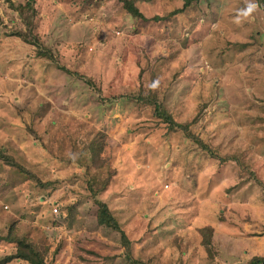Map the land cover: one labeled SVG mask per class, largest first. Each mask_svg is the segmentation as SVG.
Wrapping results in <instances>:
<instances>
[{"label":"rangeland","instance_id":"374dc122","mask_svg":"<svg viewBox=\"0 0 264 264\" xmlns=\"http://www.w3.org/2000/svg\"><path fill=\"white\" fill-rule=\"evenodd\" d=\"M138 7L146 19L122 0H36L34 35L50 59L4 35L23 24L0 0V150L31 175L23 181L0 158V232L13 225L30 236L48 250L47 264H130L121 234L99 226L84 172L44 146L67 124L82 141L105 136L97 168L110 179L99 198L135 260L246 264L264 256V7L259 0H198L177 14L182 0ZM144 96L241 163L211 158L161 123L138 100ZM205 227L213 229L209 250ZM14 249L0 241V257Z\"/></svg>","mask_w":264,"mask_h":264},{"label":"trees","instance_id":"16d2710c","mask_svg":"<svg viewBox=\"0 0 264 264\" xmlns=\"http://www.w3.org/2000/svg\"><path fill=\"white\" fill-rule=\"evenodd\" d=\"M6 1L9 3V7L13 13H18L21 20L20 24H23V27L20 25L15 26L4 35L19 38L23 42L33 45L38 48L37 53H39V55L49 56V58L52 59L50 52L42 49L40 40L34 35L37 14L35 9L36 0H20L17 2L12 0ZM154 1L155 0H122V4L123 8L133 17L146 19L140 11L138 3H152ZM182 1L183 7L172 14L182 13L198 2V0ZM259 2L262 7H264V0H259ZM11 22H14V19H11ZM0 23H2L1 17ZM57 68L67 74H75L65 67L58 66ZM87 83L92 85L91 80H87ZM138 100L149 105L152 108L153 115L159 119L161 123L167 125L168 128L171 130H182L184 134L197 143L211 158L218 159L220 163H227L228 161L233 160L237 161L238 164L241 163L234 156H222L216 151V149L205 143L203 139L194 135L190 130V126L178 122L174 115H172L165 106L157 100L156 96L138 97ZM93 133L94 129L92 130V134ZM80 135L81 132L79 128H74L67 124L61 125L55 129L50 140L45 143L44 146L57 160H59L58 162L74 164L84 172L85 177H87L86 181L88 184V190L94 200V204L97 206V221L99 226L107 227L121 234V242L125 248V255L130 264H146L145 262L135 260L132 257V243L129 236L124 230H122L108 204L99 198L100 194L106 191L110 179H106L102 176V168H97V164L101 160L100 156L104 152L106 143L104 140L105 136L97 132L93 137L88 135L85 137V140L82 141L79 139ZM99 137H102V139H98ZM0 158L4 159L5 163L11 168L13 173L22 176L23 181L28 180V176H31L20 163L16 162L14 158L9 156V154H6L2 149L0 150ZM243 167L246 168V166ZM212 233L213 229L210 227H205L201 230L203 246L206 247L207 250H209L212 243ZM0 241L15 247L14 252L11 255L0 257V264H11L14 261H22L27 264H47L46 255L48 250L40 247L30 236L19 235L13 225L10 228L9 226L8 228L6 227L3 232H0ZM246 264H264V256H254Z\"/></svg>","mask_w":264,"mask_h":264},{"label":"crops","instance_id":"0c3cea01","mask_svg":"<svg viewBox=\"0 0 264 264\" xmlns=\"http://www.w3.org/2000/svg\"><path fill=\"white\" fill-rule=\"evenodd\" d=\"M240 245H245V244H243V242H242ZM245 246H246V245H245ZM242 248H243V247H242ZM246 250H247V249H245L244 252H246ZM249 250H251V249H249ZM252 253H253V252H252ZM250 255H251V257H252V256H254V255H256V254L253 253V254H250ZM236 258H238V255L236 256ZM236 258H235V259H236ZM249 259H250V258H249Z\"/></svg>","mask_w":264,"mask_h":264},{"label":"built area","instance_id":"2783aa9c","mask_svg":"<svg viewBox=\"0 0 264 264\" xmlns=\"http://www.w3.org/2000/svg\"><path fill=\"white\" fill-rule=\"evenodd\" d=\"M6 208H7V207H6ZM54 213H58V209H57V208L54 209Z\"/></svg>","mask_w":264,"mask_h":264}]
</instances>
